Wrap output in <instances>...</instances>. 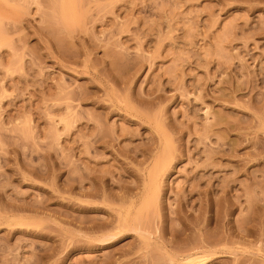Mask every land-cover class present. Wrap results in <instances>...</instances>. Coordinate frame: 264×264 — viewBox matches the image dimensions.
<instances>
[{"label":"rangeland","instance_id":"1","mask_svg":"<svg viewBox=\"0 0 264 264\" xmlns=\"http://www.w3.org/2000/svg\"><path fill=\"white\" fill-rule=\"evenodd\" d=\"M0 264H264V0H0Z\"/></svg>","mask_w":264,"mask_h":264}]
</instances>
